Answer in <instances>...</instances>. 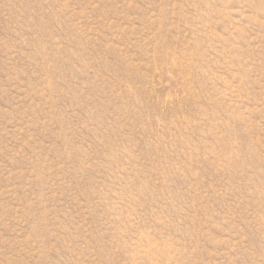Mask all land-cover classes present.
<instances>
[{"label": "rangeland", "instance_id": "obj_1", "mask_svg": "<svg viewBox=\"0 0 264 264\" xmlns=\"http://www.w3.org/2000/svg\"><path fill=\"white\" fill-rule=\"evenodd\" d=\"M0 264H264V0H0Z\"/></svg>", "mask_w": 264, "mask_h": 264}]
</instances>
